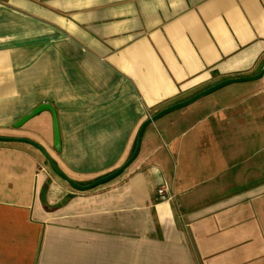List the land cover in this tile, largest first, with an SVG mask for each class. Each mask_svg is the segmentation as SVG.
I'll use <instances>...</instances> for the list:
<instances>
[{"label":"crops","instance_id":"1","mask_svg":"<svg viewBox=\"0 0 264 264\" xmlns=\"http://www.w3.org/2000/svg\"><path fill=\"white\" fill-rule=\"evenodd\" d=\"M263 64L264 0H0V264H264V179L231 174L264 112L221 88L150 123L89 190L30 143L86 185L146 118Z\"/></svg>","mask_w":264,"mask_h":264},{"label":"rangeland","instance_id":"2","mask_svg":"<svg viewBox=\"0 0 264 264\" xmlns=\"http://www.w3.org/2000/svg\"><path fill=\"white\" fill-rule=\"evenodd\" d=\"M251 84L253 82H241V83H232L220 89V91H216L215 95L218 94L219 96L230 97L233 104H235V109H245V111H250L254 113L258 111L264 112V81L259 84L260 90L258 93H254L257 88H253ZM233 90L239 89V93H228L221 94L219 92H224V90ZM214 94V93H213ZM229 99V98H228ZM227 111H234V110H227ZM257 113H260L257 114ZM253 115L249 114L247 118H244L245 121H248L249 124L246 127V131L248 128L249 135L245 134L244 139L245 148L248 147V161L243 166L236 167L234 165L232 169L233 178H236V175H240V171H244L250 167V175L248 177L249 183H254L255 181L264 179V115H261V112H257ZM234 117L240 118L238 114H234ZM242 119H239V124H241ZM244 121V122H245ZM258 124H255L257 123ZM254 123V124H253ZM238 120L233 121V125L237 126ZM259 133V136L257 135ZM247 138V140H245ZM240 142V141H239ZM237 160H235L236 162ZM248 165V166H246ZM230 171V170H229ZM239 172V174H237ZM245 174V173H244ZM246 179V177L244 178Z\"/></svg>","mask_w":264,"mask_h":264},{"label":"water","instance_id":"3","mask_svg":"<svg viewBox=\"0 0 264 264\" xmlns=\"http://www.w3.org/2000/svg\"><path fill=\"white\" fill-rule=\"evenodd\" d=\"M264 74V64L262 66V68L260 69V71L257 74L254 75H250V76H244V77H235V78H227L224 79L200 92H198L197 94L191 96L190 98L175 103L173 105L167 106L159 111H157L156 113H154L153 115L149 116L148 118H146L140 125L139 130L137 132V137H136V143H135V147L134 150L132 151L131 155L127 158V160L125 162H123V164H121L119 167H117L115 170H113L112 172L86 184V185H80L78 183H76L75 181L71 180L70 178H68L57 166V164L53 161V159L49 156V154L38 144L30 142L33 146H35L40 152L41 154L44 156V158L46 159L47 163L49 164V166L51 167V169L53 170V172L60 177L61 179H63L64 181H66L70 186H72L73 188L80 190V191H84V190H89L91 188H94L98 185L104 184L110 180H112L113 178H115L116 176H118L119 174H121L132 162L133 160L136 158V156L139 153V149H140V145H141V140H142V136L143 133L145 131V128L152 122L156 121L158 118L164 116L165 114L172 112L176 109L182 108L190 103H192L193 101L197 100L198 98L205 96L207 94H210L212 92H214L215 90H218L219 88H222L226 85H229L231 83L234 82H241V81H251V80H257L259 78H261ZM42 107V106H41ZM36 109H34L30 114H32L33 112H35ZM30 114H28L26 117H28ZM0 140H10V138H4V137H0Z\"/></svg>","mask_w":264,"mask_h":264},{"label":"built area","instance_id":"4","mask_svg":"<svg viewBox=\"0 0 264 264\" xmlns=\"http://www.w3.org/2000/svg\"><path fill=\"white\" fill-rule=\"evenodd\" d=\"M157 192H158L159 199L161 200H168V199L173 198V195L169 194L166 186L164 185L159 186L157 189Z\"/></svg>","mask_w":264,"mask_h":264}]
</instances>
